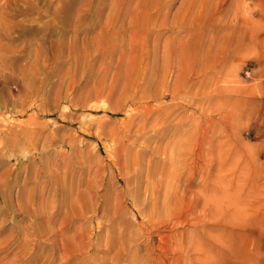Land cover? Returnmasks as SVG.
I'll return each mask as SVG.
<instances>
[{
	"label": "rangeland",
	"instance_id": "rangeland-1",
	"mask_svg": "<svg viewBox=\"0 0 264 264\" xmlns=\"http://www.w3.org/2000/svg\"><path fill=\"white\" fill-rule=\"evenodd\" d=\"M225 1L0 0V264H264V0Z\"/></svg>",
	"mask_w": 264,
	"mask_h": 264
},
{
	"label": "bare ground",
	"instance_id": "bare-ground-1",
	"mask_svg": "<svg viewBox=\"0 0 264 264\" xmlns=\"http://www.w3.org/2000/svg\"><path fill=\"white\" fill-rule=\"evenodd\" d=\"M230 1H232V0H230ZM237 1H238V0H234V2H236V3H237ZM225 2H226V4H230V5H231V4L233 3V5H234V2H233V1H232L231 3H228L227 1H225ZM216 3L220 5V4L223 3V0H217ZM158 219H159V218H158ZM150 221H151V220H150ZM150 221H149V222H150ZM152 221H153V220H152ZM150 223H152V222H150ZM151 226H152V225H151ZM161 237H162V236H161ZM161 237H160V239H161ZM148 238H149V237H148ZM145 240H146V239H145ZM146 242H147V241H146ZM147 243H148V242H147ZM195 244H196V243H195ZM143 247H144V246H143ZM164 250H165V249H164ZM148 253H150V252H148ZM152 254H153V253H152ZM148 256H150V255H148ZM148 256H147V257H148ZM143 257H144V256H143ZM147 257H146V258H147ZM144 258H145V257H144ZM156 258H157V257H156ZM141 259H142V258H141ZM141 259H140V260H141ZM152 259H153V258H152ZM154 259H155V258H154ZM142 260H143V259H142ZM145 260H146V259H145ZM145 260H144V262H145ZM148 260H149V259H148ZM132 261H133V260H132ZM178 261H179V260H178ZM141 262H142V261H141ZM141 262H140V263H141ZM148 262H149V261H148ZM148 262H146V263H148ZM179 262H180V261H179ZM146 263H145V264H146ZM150 264H151V263H150ZM179 264H180V263H179Z\"/></svg>",
	"mask_w": 264,
	"mask_h": 264
}]
</instances>
